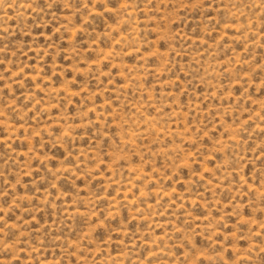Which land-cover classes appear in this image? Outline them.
Instances as JSON below:
<instances>
[{
	"label": "rangeland",
	"instance_id": "rangeland-1",
	"mask_svg": "<svg viewBox=\"0 0 264 264\" xmlns=\"http://www.w3.org/2000/svg\"><path fill=\"white\" fill-rule=\"evenodd\" d=\"M264 264V0H0V264Z\"/></svg>",
	"mask_w": 264,
	"mask_h": 264
},
{
	"label": "snow or ice",
	"instance_id": "snow-or-ice-1",
	"mask_svg": "<svg viewBox=\"0 0 264 264\" xmlns=\"http://www.w3.org/2000/svg\"><path fill=\"white\" fill-rule=\"evenodd\" d=\"M201 264H203V262H201Z\"/></svg>",
	"mask_w": 264,
	"mask_h": 264
}]
</instances>
